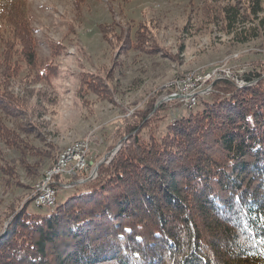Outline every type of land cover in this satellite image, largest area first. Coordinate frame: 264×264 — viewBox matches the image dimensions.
<instances>
[{
    "label": "trees",
    "instance_id": "obj_1",
    "mask_svg": "<svg viewBox=\"0 0 264 264\" xmlns=\"http://www.w3.org/2000/svg\"><path fill=\"white\" fill-rule=\"evenodd\" d=\"M6 19L20 58L13 59V44L2 38L0 179L18 188L20 170L34 183L57 155L50 143L36 147L22 137L37 134L36 127L26 97L11 84L18 75L16 62L30 69L37 57L25 25L18 27L8 12ZM140 25L125 35L116 19L98 29L111 47L125 43L116 56L130 49L150 54L151 36L141 34ZM61 46L50 45L51 56ZM263 65L241 74L240 87L229 79L214 81L211 97L200 99L196 111L185 108L187 113L157 137L142 138L159 111L154 98L136 109L124 120L119 148L97 167L94 179L76 184L78 176L57 177V185L62 180L75 185L63 201L33 212L30 193L10 214L0 231V264H264ZM121 66L120 61L103 74L82 73L80 87L111 99L121 88ZM57 70L43 65L24 79L49 84Z\"/></svg>",
    "mask_w": 264,
    "mask_h": 264
},
{
    "label": "rangeland",
    "instance_id": "obj_2",
    "mask_svg": "<svg viewBox=\"0 0 264 264\" xmlns=\"http://www.w3.org/2000/svg\"><path fill=\"white\" fill-rule=\"evenodd\" d=\"M7 12L18 27L25 25L32 35L37 57L30 69L24 62H16L18 75L11 84L15 93L26 97L36 127L37 134L20 136L36 147L50 143L56 155L76 142L88 140L91 166L109 162L120 146L124 120L151 98L159 111L156 119L150 118L143 139L148 133L154 137L164 133L169 122L187 113L179 105L163 102L165 87L218 69L241 78L258 62L264 64V0H0V49L1 39H10L13 59H19L20 46L8 32ZM113 19L123 22V35L128 28L133 33L140 23L141 34L151 36L150 54L130 49L116 56L118 46L125 43L119 41L116 48L111 47L98 29ZM54 43L63 47L51 56L49 46ZM120 61L121 88L111 99L103 100L97 92L80 87L82 73L103 74L104 68H115ZM48 64L58 69L49 84L24 79L34 77L41 66ZM6 122L10 126L11 121ZM3 150L7 155H16L12 149ZM28 158L32 162L33 154ZM56 163L57 156L34 183L20 170L17 180L22 186L18 188L6 187L0 179V231L10 214L27 203L30 193L33 196L37 183ZM72 189L59 187L56 203ZM28 209L44 213L50 208H35L30 202Z\"/></svg>",
    "mask_w": 264,
    "mask_h": 264
},
{
    "label": "built area",
    "instance_id": "obj_3",
    "mask_svg": "<svg viewBox=\"0 0 264 264\" xmlns=\"http://www.w3.org/2000/svg\"><path fill=\"white\" fill-rule=\"evenodd\" d=\"M219 79H229L236 86L245 83L242 78H234L229 71L218 69L215 72H210L209 76H199L195 80L179 79L177 84L165 87L166 94L163 97V102L170 103L172 106L179 105L183 108H190L192 104H197L200 99L213 94V83ZM89 156L88 140H83L79 145L67 149V154L58 153L56 169L46 175L39 192H34L31 197V203L35 207L51 208L56 204V194L59 187L72 189L75 186L74 183L63 180L59 186V184L57 185V177L78 176L76 184L87 179H93L97 174L98 166H91Z\"/></svg>",
    "mask_w": 264,
    "mask_h": 264
},
{
    "label": "bare ground",
    "instance_id": "obj_4",
    "mask_svg": "<svg viewBox=\"0 0 264 264\" xmlns=\"http://www.w3.org/2000/svg\"><path fill=\"white\" fill-rule=\"evenodd\" d=\"M210 72H212V71H207L206 73H203V74H199V75H201V76H209V74H210ZM190 74V73H189ZM183 77V76H182ZM199 76H196V77H194L193 75H192V77L190 76L189 77V80H195L196 78H198ZM245 83H240L239 85H244ZM196 104H192L191 106H195ZM190 106V107H191ZM81 142H76V143H74L73 145H71V146H69V147H67L66 149H64V151L63 152H61V154H67V149H69V148H72L73 146H76V145H79ZM56 166H57V163H56V165L52 168V169H50V170H48V171H46L45 172V174H44V176L42 177V179L37 183V185H36V192H39V190H40V188L42 187V183L45 181V177H46V175H48V174H50L53 170H55L56 169ZM53 208V206L50 208V209H52Z\"/></svg>",
    "mask_w": 264,
    "mask_h": 264
},
{
    "label": "water",
    "instance_id": "obj_5",
    "mask_svg": "<svg viewBox=\"0 0 264 264\" xmlns=\"http://www.w3.org/2000/svg\"><path fill=\"white\" fill-rule=\"evenodd\" d=\"M96 175H97V174H96ZM95 177H96V176H95ZM95 177H94V178H95ZM94 178H93V179H94ZM87 180H90V179H87ZM87 180H85V181H87ZM85 181H84V182H85ZM84 182H82V183H84ZM80 184H81V183H80Z\"/></svg>",
    "mask_w": 264,
    "mask_h": 264
},
{
    "label": "snow or ice",
    "instance_id": "obj_6",
    "mask_svg": "<svg viewBox=\"0 0 264 264\" xmlns=\"http://www.w3.org/2000/svg\"><path fill=\"white\" fill-rule=\"evenodd\" d=\"M126 231H130V229H126ZM137 238H139V237H137Z\"/></svg>",
    "mask_w": 264,
    "mask_h": 264
}]
</instances>
